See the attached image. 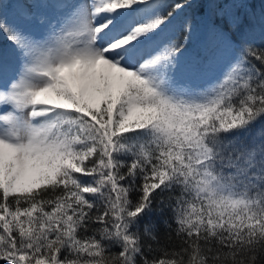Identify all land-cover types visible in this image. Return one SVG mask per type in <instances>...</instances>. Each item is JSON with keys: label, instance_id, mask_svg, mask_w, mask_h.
Segmentation results:
<instances>
[{"label": "snow or ice", "instance_id": "6c2138e0", "mask_svg": "<svg viewBox=\"0 0 264 264\" xmlns=\"http://www.w3.org/2000/svg\"><path fill=\"white\" fill-rule=\"evenodd\" d=\"M254 25L249 0H0V264H92L95 243L141 264L165 177L264 115Z\"/></svg>", "mask_w": 264, "mask_h": 264}, {"label": "clouds", "instance_id": "9594fccd", "mask_svg": "<svg viewBox=\"0 0 264 264\" xmlns=\"http://www.w3.org/2000/svg\"><path fill=\"white\" fill-rule=\"evenodd\" d=\"M206 138L215 140L214 135L200 138V151L193 154L190 167L177 166L165 177L168 187L180 190L172 205L176 227L165 223L171 230L163 242L150 232V245L137 243V249L143 247L147 253L141 264H264V191L251 196L236 191L234 177L215 167L230 166V157L220 147L211 150ZM167 143V134L162 132L161 144ZM201 202L208 210L205 217H212L210 223L201 222ZM220 217L224 219L218 222ZM121 239L123 247L130 249V242ZM90 256L92 264H132L129 257L121 258L122 254L99 243Z\"/></svg>", "mask_w": 264, "mask_h": 264}, {"label": "trees", "instance_id": "16d2710c", "mask_svg": "<svg viewBox=\"0 0 264 264\" xmlns=\"http://www.w3.org/2000/svg\"><path fill=\"white\" fill-rule=\"evenodd\" d=\"M258 39L257 35V40L253 42H258ZM212 135L215 136L214 141L205 139L212 143L211 145L214 147L212 150H215L216 147L222 148L224 156L230 157L231 161L228 167H224L223 164H217L215 167L220 169L224 175H227L226 172L231 169L236 171L237 175L233 173L231 175L237 177L236 180L240 185V189L237 191H244L249 196L264 191V115L242 126L227 131L221 130L210 136ZM179 194V188L175 187L171 193L166 194L164 204L154 201L151 207L136 220L135 223L140 230L141 243L145 247L152 243L144 235L145 228L163 242L166 234L171 230L166 227L165 221L171 225V228L176 227L173 222L172 205L175 204V197ZM135 196L136 194H133V199ZM112 251L118 252L119 249L113 246Z\"/></svg>", "mask_w": 264, "mask_h": 264}, {"label": "rangeland", "instance_id": "374dc122", "mask_svg": "<svg viewBox=\"0 0 264 264\" xmlns=\"http://www.w3.org/2000/svg\"><path fill=\"white\" fill-rule=\"evenodd\" d=\"M177 2H178V0H177ZM225 2H227V0H225ZM249 3H250V10L255 15V25H254V27L259 28V26H260V17H261L262 14H264V9H263L264 8V0H249ZM261 6H262V8H259ZM183 15H184V13H177L176 14V22H180L182 20ZM233 38L237 41V43H240V37L239 36H234ZM0 42H3V37H0ZM4 43H6V42H4ZM205 143H206V145H208L210 147L211 150L214 149V147L211 145L212 144L211 142L205 140ZM226 173H227V175H231V173L237 175L236 171L232 170V169L229 172L227 171ZM231 176L234 177V179H233V187L237 191V190L240 189L239 188L240 185H239L238 181L236 180L237 177L234 176V175H231Z\"/></svg>", "mask_w": 264, "mask_h": 264}]
</instances>
